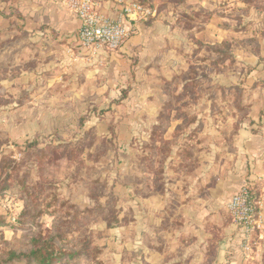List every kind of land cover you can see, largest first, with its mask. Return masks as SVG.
I'll use <instances>...</instances> for the list:
<instances>
[{
  "label": "rangeland",
  "instance_id": "obj_1",
  "mask_svg": "<svg viewBox=\"0 0 264 264\" xmlns=\"http://www.w3.org/2000/svg\"><path fill=\"white\" fill-rule=\"evenodd\" d=\"M203 1L202 7L194 0L167 4L187 8L186 26L195 23L197 33L210 30L200 36L180 74L161 81L155 98L145 105L140 99L144 92H133L125 83L123 89L113 86L105 100L85 98L74 104L68 99L57 114H44L41 108L51 101L47 91H57L62 83H31L24 60L20 66L15 60L14 66L0 65V161L8 157L15 162L17 171L8 183L26 186L31 196L42 195L46 211L37 225H22L26 207L32 206L29 198L19 188L0 195V264H12L7 262L10 252H28L31 238L56 235L75 244L86 236L96 250L79 264H264V193L259 183L247 184L263 201L261 229L250 252L241 242L238 251L218 256L209 245L189 258L182 250H164L163 236H154L155 230L145 234L139 223L143 179L138 175L154 173L155 156L174 145L166 138L187 139L188 131L174 129L176 124H198V130L203 124L210 139L229 142L239 129L255 130L264 122V0ZM5 12L0 0V16ZM217 27L224 36L218 38ZM60 96L63 101L67 95ZM32 97L37 107L20 109ZM30 144L39 149L26 151ZM86 211L94 215L84 216ZM77 213L81 215L73 228Z\"/></svg>",
  "mask_w": 264,
  "mask_h": 264
},
{
  "label": "crops",
  "instance_id": "obj_2",
  "mask_svg": "<svg viewBox=\"0 0 264 264\" xmlns=\"http://www.w3.org/2000/svg\"><path fill=\"white\" fill-rule=\"evenodd\" d=\"M1 1L7 17L0 16V65L14 66L17 61L15 66H20L24 60L31 83L43 87L47 82L62 83L57 91H47L51 101L41 108L44 114H57L56 109L67 106L69 100L74 104L85 98L105 100L113 86L125 83L132 85L133 92H144L140 99L144 105L149 103L161 81L180 74L200 36L210 30L197 33L195 23L186 26L187 8L167 7L180 0H154L157 17L133 22L134 34L120 51L91 52L79 43L82 23L67 8L66 0ZM194 2L202 7L204 1ZM96 10L113 20L120 14L115 0H98ZM224 33L217 27L218 38ZM61 93L67 95L63 101ZM32 98L20 109L37 107ZM261 124L255 130L250 126L239 129L237 138L229 142L210 139L203 124L199 130L198 124H176L174 129L188 131L187 139L166 138L174 145L165 155L155 156L154 173L138 175L143 179L138 209L144 233L155 230L154 236L162 235L165 240L164 250H182L189 258L195 251L205 252L209 245L218 256L238 251L241 237L230 220L227 203L248 183H259V191L264 193V122ZM147 127L143 123L141 128Z\"/></svg>",
  "mask_w": 264,
  "mask_h": 264
},
{
  "label": "built area",
  "instance_id": "obj_3",
  "mask_svg": "<svg viewBox=\"0 0 264 264\" xmlns=\"http://www.w3.org/2000/svg\"><path fill=\"white\" fill-rule=\"evenodd\" d=\"M98 0H66L67 8L81 20L79 43L91 52L108 51L116 53L133 36V22L155 18L157 10L139 2L115 0L120 14L116 20L106 18L96 10ZM130 24V26H128ZM263 201L255 196L251 186L242 187L231 199L228 210L233 224L241 237L245 252L252 250V240L261 229Z\"/></svg>",
  "mask_w": 264,
  "mask_h": 264
},
{
  "label": "trees",
  "instance_id": "obj_4",
  "mask_svg": "<svg viewBox=\"0 0 264 264\" xmlns=\"http://www.w3.org/2000/svg\"><path fill=\"white\" fill-rule=\"evenodd\" d=\"M148 2L152 3L154 0H140L141 5L155 8L153 3L150 4ZM38 149V145L36 144H30L26 146V151ZM15 171H17V167L15 166V162L10 158L5 157L0 161V195L2 193L8 192L12 188H19L21 193L29 198L30 204L32 203V206L26 207L21 223L22 225H27L28 223L37 225V219L46 213L42 207L41 201L39 200L42 195L31 196L26 186L21 185L18 182L12 184L8 183V181L14 179ZM41 188H43V186ZM255 196L258 197L256 194ZM51 206L52 203L50 202L47 204L46 208ZM57 209L61 210V208ZM57 211L55 214H53L54 216L58 215ZM80 215L81 213H77L76 216H74L71 227H76L77 220L79 219ZM83 215H94V212L86 211ZM80 223L81 222L78 221V224ZM29 246L30 249L28 252L8 253L7 262L12 264H79L82 256H90L92 252L96 250L90 247V243L86 236H83L78 244L64 241V237L58 235L51 238L35 236L30 239Z\"/></svg>",
  "mask_w": 264,
  "mask_h": 264
}]
</instances>
